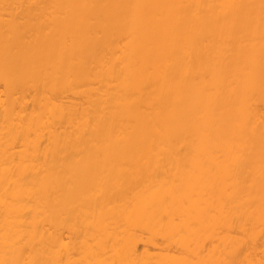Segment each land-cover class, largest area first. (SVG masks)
Instances as JSON below:
<instances>
[{
	"label": "bare ground",
	"instance_id": "bare-ground-1",
	"mask_svg": "<svg viewBox=\"0 0 264 264\" xmlns=\"http://www.w3.org/2000/svg\"><path fill=\"white\" fill-rule=\"evenodd\" d=\"M0 264H264V0H0Z\"/></svg>",
	"mask_w": 264,
	"mask_h": 264
}]
</instances>
